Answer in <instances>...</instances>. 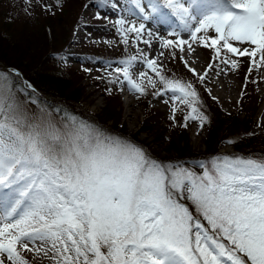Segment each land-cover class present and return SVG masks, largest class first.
Returning <instances> with one entry per match:
<instances>
[{
    "label": "snow or ice",
    "instance_id": "6c2138e0",
    "mask_svg": "<svg viewBox=\"0 0 264 264\" xmlns=\"http://www.w3.org/2000/svg\"><path fill=\"white\" fill-rule=\"evenodd\" d=\"M134 2L143 14L141 0ZM150 7L160 11L156 2ZM163 7L182 23L191 43L161 39L162 48L184 52L187 46L193 52L197 43L232 69L239 64L228 54L264 66V0H163ZM144 27H122L123 42L128 33L139 39ZM141 55L163 85L153 94L170 91L191 109L181 126L198 120L202 129L208 118L196 106L193 85L166 78L155 59ZM136 59L120 61L125 67L116 72L143 95L145 77L148 86L157 83L146 72L139 73V82L133 78ZM171 111L175 121L177 108ZM198 166L199 173L158 161L83 121L58 126L31 119L15 101L0 100V264H31L25 252L33 259L43 254L53 264H264V156L218 155Z\"/></svg>",
    "mask_w": 264,
    "mask_h": 264
},
{
    "label": "rangeland",
    "instance_id": "374dc122",
    "mask_svg": "<svg viewBox=\"0 0 264 264\" xmlns=\"http://www.w3.org/2000/svg\"><path fill=\"white\" fill-rule=\"evenodd\" d=\"M153 2L160 5L158 13L152 12L150 5ZM183 2L191 4L192 0ZM141 4L145 9L143 14L135 9L134 0H0V17H3L0 20V36H5L3 21L11 23L5 25L8 27L7 33L10 30L11 35L14 34L12 36L20 39L22 30L28 31L30 27L33 30L32 24L41 22V18L51 14V11H62L60 18L52 21L55 24L54 36L50 35L48 40V45L55 47L56 51L53 50L49 57L42 60L45 70L61 73L70 87L76 90L74 94L85 115L78 118L64 111L62 113L66 116L53 113L43 102H37L39 99L48 101L47 96L34 90L30 83L23 80L21 71L18 73V69L12 66H0V100L15 101L31 119L47 120L58 126L75 119L96 129L102 127L100 132L131 142L158 161L182 164L198 173L201 171L198 162L214 156H264V66L255 67V75L248 78L252 72H249L252 67L249 57L228 54L229 59L240 62L237 69H232L230 64L214 59L212 48L197 43L192 45L193 52L187 46H184V52L175 47L162 48L161 39L179 38L181 22L170 9L168 11L163 7V0H141ZM48 8L51 10L47 11ZM144 15L149 18L144 19ZM120 20L125 21L123 26L118 23ZM133 24L137 27L144 24V30L139 39L135 33H128V43L125 44L121 28L126 29ZM65 32L67 37L64 43L58 44ZM57 33L60 35L57 36ZM209 35L215 36V32L209 30ZM144 40L149 41L151 46L145 44ZM233 43L241 48L248 46ZM141 53L155 59L166 78L191 83L198 93L199 102L204 99L207 107L216 109L220 121L212 133L214 156L204 159L206 141L211 134L208 122L201 129L198 120L191 121L185 129V138L179 137L184 117L191 109L174 100L170 91L162 96L153 94L163 85L159 77L147 68ZM175 55L178 56L177 61ZM133 56L137 57L130 68L133 78L139 82V73L146 72L157 83L154 89L148 86L145 77L146 93L143 95L130 90L126 81L121 83L122 73L116 72L117 68L125 67L120 61ZM189 57L196 60L197 67L190 63ZM209 65L212 67L209 68ZM170 66L176 67L184 75H175ZM189 67L195 69V74L189 71ZM205 73V80L200 82L198 76ZM231 79L234 83L233 94L228 95V102L221 104L217 100L218 93L214 91L218 90L224 96L222 85L225 87L226 80ZM26 91L31 94L28 98ZM173 107L177 108L175 121L170 119ZM148 113L151 118L145 120ZM233 117L238 124L227 123V119ZM172 134L178 140L172 139ZM172 140L177 141L176 146ZM183 202L195 215L190 203L186 200ZM201 222L207 226L202 218ZM24 255L31 264H53L43 254L36 259H33V253L25 252Z\"/></svg>",
    "mask_w": 264,
    "mask_h": 264
},
{
    "label": "trees",
    "instance_id": "16d2710c",
    "mask_svg": "<svg viewBox=\"0 0 264 264\" xmlns=\"http://www.w3.org/2000/svg\"><path fill=\"white\" fill-rule=\"evenodd\" d=\"M49 10L51 9L48 8L47 11ZM51 12V14L46 12L49 15H45L43 18H41V22L32 24L34 28L33 30L31 27L28 31L22 30L20 33V39L12 36L14 34L11 35L10 30L7 33L8 27L5 25H11V23L3 21L2 25L4 26L5 36H0V66H12V68H16L18 69V71H21L23 77L31 84V86L41 94L47 96V98L49 99L48 101L39 99L37 100V102H43L46 108L50 109L53 113H58L60 116H62V112L64 111L69 115H75L79 118L85 114L81 109L80 101L74 94L76 90L73 87H70V83L67 82V79L64 78L61 73L57 74L54 71H47L44 69L42 59L44 57L46 58L47 56L49 57L50 52L56 51L55 47L48 45L50 43L48 41L50 35L54 36L55 30V24H52V21L60 18L59 16L63 14L62 11ZM2 19L3 17H0V20ZM11 20L15 21V19ZM65 34L66 32L62 35L59 41L57 40L58 44L64 43V40L67 37V35ZM7 35H9L8 39L6 38ZM58 35L60 34L57 33V36ZM175 56L177 61L178 56ZM238 64L240 65V62ZM169 68H173L172 72L175 75H179V77H182L181 74L184 75L176 67L174 68L170 66ZM249 77H252V72L248 75V78ZM30 95L31 94L26 91L25 96L28 98ZM196 106L199 108L201 113L207 116V122L209 123L211 128V134H209L210 138L207 139L205 145L207 153L204 159H208V157L214 156L213 152H215V150H212V133L216 127V124L219 123L220 120L217 117L218 113L216 109L207 107L204 99ZM150 118L151 115L149 113L145 115V120H149ZM187 123H189V121ZM227 123H230L232 125L238 124L236 123V118L234 117L227 119ZM100 129H102V127L98 128V130ZM180 132L181 136L179 135V137L185 138L186 133L184 127ZM171 136L172 139H177L176 137H174V134H172ZM172 142L175 146L177 145L176 140H172Z\"/></svg>",
    "mask_w": 264,
    "mask_h": 264
},
{
    "label": "bare ground",
    "instance_id": "6f19581e",
    "mask_svg": "<svg viewBox=\"0 0 264 264\" xmlns=\"http://www.w3.org/2000/svg\"><path fill=\"white\" fill-rule=\"evenodd\" d=\"M189 61L192 65H194V67H197V62L194 58L189 57ZM218 87H220V85ZM229 87H231V90L229 89ZM233 88H234V83H233L232 79L226 80L225 87L222 85V92L224 93L225 97L220 92H218V90L214 91V92H217L218 94H220V95L216 94L217 100L221 104H223V103L225 104L226 102H228L229 98H227V97H228V95L230 96L231 94H233V91H232ZM214 95H215V93H214ZM262 98H264V93H262Z\"/></svg>",
    "mask_w": 264,
    "mask_h": 264
}]
</instances>
